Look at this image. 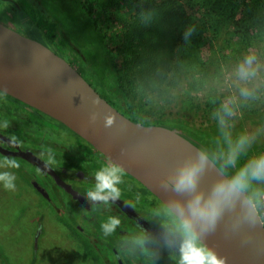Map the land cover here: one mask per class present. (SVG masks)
<instances>
[{"label":"flooded vegetation","instance_id":"1","mask_svg":"<svg viewBox=\"0 0 264 264\" xmlns=\"http://www.w3.org/2000/svg\"><path fill=\"white\" fill-rule=\"evenodd\" d=\"M14 15L121 115L145 126L164 125L184 132L226 174L235 169L223 168L215 157L227 151L228 138L234 141L245 133L256 137L237 167L264 150V117L238 126L225 122L222 127L219 117L226 119L221 112L190 101L152 118L145 101L129 96L113 50L86 0H0V19L14 22ZM4 122L9 127H0V172H10L16 179L6 223L0 209V264H179L181 241L169 232L175 217L154 194L158 189L123 173L119 199L107 204L89 201L86 192L95 183V172L109 165L107 161L66 140L28 102L0 88V126ZM10 136H15V143ZM9 159L17 162L19 170L5 166ZM262 185L254 183L248 194L256 195ZM10 191L0 185V199ZM112 217L119 224L106 235L103 225ZM27 219L34 231L29 261L16 241L17 225ZM53 234L57 241H51Z\"/></svg>","mask_w":264,"mask_h":264},{"label":"water","instance_id":"2","mask_svg":"<svg viewBox=\"0 0 264 264\" xmlns=\"http://www.w3.org/2000/svg\"><path fill=\"white\" fill-rule=\"evenodd\" d=\"M12 17L14 22L0 19V88L28 102L54 129L68 134L69 142L158 189L154 194L165 207L170 200L185 199L163 182L183 162L206 154L200 146L178 129L145 126L121 115L53 48L26 30L16 15ZM109 115L114 122L105 127L104 118ZM261 115H246L239 122ZM93 116L95 123H91ZM206 155L209 163L199 181L204 192L229 176ZM32 188L38 191L36 185ZM242 199L251 200L252 214L237 201L202 235L201 242L223 264H264V219L253 196L246 194Z\"/></svg>","mask_w":264,"mask_h":264},{"label":"rangeland","instance_id":"3","mask_svg":"<svg viewBox=\"0 0 264 264\" xmlns=\"http://www.w3.org/2000/svg\"><path fill=\"white\" fill-rule=\"evenodd\" d=\"M135 1L87 0L110 51L113 50L112 45L108 32L102 24L100 13L103 9H107L108 15H111L112 19L114 17L116 23L120 24L124 31L132 22V17L137 10ZM146 1L168 3L176 6L180 11H185L191 21L189 28L194 29L192 35L185 39L186 51L182 53V62L179 64L177 76L169 77L168 84L164 85L165 88L168 86L169 92L163 95L159 91L149 90L147 97L144 98L152 118L158 117L169 107L190 101L209 104L214 111L221 112L226 123H233L236 126L246 115L262 114L258 118L246 120L264 117V0ZM78 27V25L74 26V28ZM250 54L256 56L253 65L256 75L244 78L240 75L239 69ZM113 58L116 60L114 52ZM191 63L195 67L194 71L185 73L186 67L184 66L194 68ZM119 66L118 62L117 71L121 77ZM241 89H247L254 95L246 98L241 95ZM163 98H166V101ZM225 105L232 108L233 115H224L222 109ZM64 137L68 141L71 140L68 134ZM12 191L0 199L1 214L3 213L5 223L10 214L9 204H12L10 203L13 199ZM263 192L264 184L253 197L264 219V209L261 204ZM24 204L23 202L22 208ZM33 234V225L29 219L19 222L16 241L19 252L28 261L33 250ZM58 239L59 237L53 234L51 241Z\"/></svg>","mask_w":264,"mask_h":264},{"label":"clouds","instance_id":"4","mask_svg":"<svg viewBox=\"0 0 264 264\" xmlns=\"http://www.w3.org/2000/svg\"><path fill=\"white\" fill-rule=\"evenodd\" d=\"M141 17L149 19L152 13L141 12ZM194 29L189 28L185 32V39L192 35ZM256 61L255 55H248L239 72L244 78L256 75L253 67ZM241 95L250 97L254 94L241 89ZM225 116L233 115L232 108L225 105L222 109ZM114 118L105 116V127L111 126ZM221 126L225 124L223 117H219ZM95 123V117L91 118ZM3 129L9 125L4 122ZM227 135V134H226ZM15 143V136L9 137ZM255 135L241 134L234 141L228 138L227 151L219 154L216 159L220 160L221 166L225 169L233 168L235 171L226 178H221L211 185L207 192L200 190L199 181L202 173L209 163L206 154L198 155L195 160H187L180 164L175 172L163 183L165 188H171L177 194L183 195V200H170L166 204V211L175 217V224L169 229L170 234L180 239V262L179 264H223V261L205 247L201 237L215 227L218 218L227 208H231L237 201H241L249 215L252 214V202L249 199H242L250 192L254 183L264 184V152L251 156L242 165L238 161L255 141ZM8 168H17L19 165L15 160L9 159L4 162ZM123 169L116 163H110L101 167L95 172L93 187L86 192V198L92 202L107 204L110 200L120 198L121 190L119 185L123 182ZM15 176L7 171L0 172V185L7 190L15 189ZM119 220L115 217L109 218L103 225L104 233H111Z\"/></svg>","mask_w":264,"mask_h":264},{"label":"trees","instance_id":"5","mask_svg":"<svg viewBox=\"0 0 264 264\" xmlns=\"http://www.w3.org/2000/svg\"><path fill=\"white\" fill-rule=\"evenodd\" d=\"M135 2L137 10L124 31L114 17L112 19L108 15L107 9H103L100 16L117 64H120L121 78L128 94L133 100L141 102L149 90L162 94L169 92L168 86L165 88L164 85L168 84L169 77L177 76L182 53L186 51L185 32L191 26V21L185 11H180L174 5L146 0ZM87 8L92 13L88 2ZM141 12L152 15L145 20ZM191 65L194 67L193 63ZM184 67L185 73L195 69ZM163 99L166 101V98Z\"/></svg>","mask_w":264,"mask_h":264},{"label":"built area","instance_id":"6","mask_svg":"<svg viewBox=\"0 0 264 264\" xmlns=\"http://www.w3.org/2000/svg\"><path fill=\"white\" fill-rule=\"evenodd\" d=\"M261 200H262L261 204H262V207L264 209V192L261 195Z\"/></svg>","mask_w":264,"mask_h":264}]
</instances>
